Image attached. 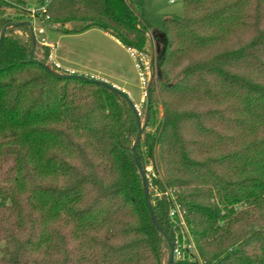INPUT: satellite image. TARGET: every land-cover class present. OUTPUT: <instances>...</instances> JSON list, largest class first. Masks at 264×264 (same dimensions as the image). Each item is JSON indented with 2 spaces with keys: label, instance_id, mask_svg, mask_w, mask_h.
I'll use <instances>...</instances> for the list:
<instances>
[{
  "label": "trees",
  "instance_id": "1",
  "mask_svg": "<svg viewBox=\"0 0 264 264\" xmlns=\"http://www.w3.org/2000/svg\"><path fill=\"white\" fill-rule=\"evenodd\" d=\"M25 3L0 0V30L26 21ZM38 16L128 48L165 43L135 150L154 171L149 189L172 191L195 243L199 259L173 264H264V0H182V16L161 29L128 0H50ZM30 48L26 25L0 40V264H167L130 152L129 105L48 73ZM149 199L174 241L169 201Z\"/></svg>",
  "mask_w": 264,
  "mask_h": 264
},
{
  "label": "rangeland",
  "instance_id": "2",
  "mask_svg": "<svg viewBox=\"0 0 264 264\" xmlns=\"http://www.w3.org/2000/svg\"><path fill=\"white\" fill-rule=\"evenodd\" d=\"M25 6L30 8H37L40 5L39 0H24ZM132 7L141 12L143 18L147 20L145 23L150 24L152 29H161L163 20L166 18L179 19L182 16V0H128ZM6 13L10 16L18 15L15 9H7ZM24 18L30 21L33 25L36 48L34 55L37 59L45 58V53H48L46 64L50 65L52 69L66 73L61 67H56L51 58L52 43L56 44V52L63 55L64 59L71 62H83L84 68L82 74L90 76V73H98L100 76H105L111 81L120 83L121 89L125 91L131 100L136 105L141 121L145 120V83L149 78L148 64L151 53L155 58L159 51V43L156 44L154 50L149 51L148 40H145V49H136L121 47L112 35L104 33L99 28H88L82 31H74V28L81 27L82 24L75 22H67L63 25L53 22L47 23L41 19L38 14H35L33 20L29 14H25ZM42 30L41 32L39 30ZM67 30V31H66ZM17 34L25 36L23 31H16ZM111 36V37H110ZM114 38V37H113ZM117 40V39H116ZM118 41V40H117ZM122 45V44H121ZM154 45V43H153ZM55 46V45H54ZM133 51L134 56L130 55ZM138 64V66H136ZM70 65V64H68ZM72 72V71H71ZM81 74V73H80ZM110 83V82H109ZM162 114L161 106L157 105V116ZM145 169L147 176H153L154 171L151 164H148ZM164 260L162 263L164 264Z\"/></svg>",
  "mask_w": 264,
  "mask_h": 264
},
{
  "label": "water",
  "instance_id": "3",
  "mask_svg": "<svg viewBox=\"0 0 264 264\" xmlns=\"http://www.w3.org/2000/svg\"><path fill=\"white\" fill-rule=\"evenodd\" d=\"M17 25H26L29 28V34H30V39H31V48L29 50V56H28V61L29 62H35L38 65H40L42 68H44V70H46L48 73H51L52 75H55V76H58V77H61V78H74V79H79V80H83L85 82L95 83L97 85L103 86V87L109 89L111 92L121 96L127 102V104L129 105V107H130V109H131V111H132V113L134 115L135 124H136V128H137L135 137H134V139H133V141L131 143V146H130V152H131V156H132V158H133V160L135 162L137 171H138V173H139V175L141 177V180H142L143 197H144L145 207H146V209H147V211L149 213V217H150L152 223L155 225V227L157 228L159 233L164 237V239L166 240V242L168 244L169 252H168V258H167V264H173V261H174V255H173L174 242L171 241L169 236L160 228V226L158 225V223H157V221L155 219L154 213H153V211L151 209V204H150V199H149L150 190H149V179H148V176H147V170L142 166L140 160L137 157L136 150H135V147L139 143V141L141 139V136H142V133H143V131L146 128V123H147V119H148L149 87H150V84H151V80L153 78V62L154 61L158 62V61L162 60L163 54H164V50H165V43L163 42L162 47L157 52V55H156L155 58L153 57V52L151 53V56H150V60H149L150 61L149 62V78H148V81H147L146 87H145V99H146V108H145V115H144L145 116V120H144V122H142L141 118L139 116V112H138V110L136 108V105L131 100L129 95L125 91L121 90L119 87H117V86H115V85H113V84H111V83H109V82H107L105 80L94 78L92 76H87V75H84V74H79V73H74V72L63 73V72L54 70V69L51 68L50 65H48L46 63H43L40 60L35 59L34 58V51H35V48H36L37 41H36L33 25H32V23L30 21L26 20V21L19 22V23L9 22V23L4 24L3 27L0 30V40L4 37L5 31H6V29L8 27L17 26ZM148 36H149L151 42L153 43L152 36H151L150 33H148Z\"/></svg>",
  "mask_w": 264,
  "mask_h": 264
},
{
  "label": "built area",
  "instance_id": "4",
  "mask_svg": "<svg viewBox=\"0 0 264 264\" xmlns=\"http://www.w3.org/2000/svg\"><path fill=\"white\" fill-rule=\"evenodd\" d=\"M49 1L50 0H44L43 4H40L37 8L29 9L30 16L33 20H35V14L44 13L46 11V6ZM39 31L41 32L42 30L40 29ZM130 55L134 56L133 51H130ZM54 65L58 67V64L56 62L54 63ZM136 66H138V64ZM148 69H149V64H148ZM149 190H150V195L153 198L161 199L163 197L169 201L167 218L177 228V231L174 234V241H173L174 259H178V260L186 259L189 261L193 260L194 258L199 259L195 243L184 221V211L177 203L176 198L172 193V191L169 189L160 191L156 187H151Z\"/></svg>",
  "mask_w": 264,
  "mask_h": 264
},
{
  "label": "crops",
  "instance_id": "5",
  "mask_svg": "<svg viewBox=\"0 0 264 264\" xmlns=\"http://www.w3.org/2000/svg\"><path fill=\"white\" fill-rule=\"evenodd\" d=\"M91 28H95V27H91ZM105 33V32H104ZM111 37V36H110ZM112 39H114V41H116L121 47L124 48L123 45H121V43L119 41H117L115 38L111 37ZM49 45H52V49H51V58L53 59L54 62H56L58 64L59 67H61L62 69L66 70V71H72L74 73H85L84 71H82L84 68H86L84 66V63L83 62H71V61H68L66 59H64V56L63 55H59L57 52H56V44H52L50 43ZM125 49V48H124ZM126 50V49H125ZM70 64V65H68ZM85 74H89V73H85ZM90 76L94 77V78H98V79H102V80H105L107 82H110L111 84L119 87L121 89V84L118 83L117 81H111L112 79L108 78V77H105V76H100L98 73H90ZM122 90V89H121Z\"/></svg>",
  "mask_w": 264,
  "mask_h": 264
}]
</instances>
